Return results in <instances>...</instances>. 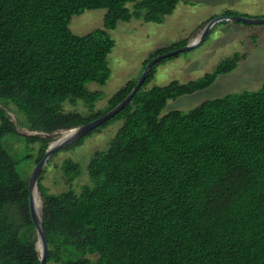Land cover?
Here are the masks:
<instances>
[{"label": "trees", "instance_id": "16d2710c", "mask_svg": "<svg viewBox=\"0 0 264 264\" xmlns=\"http://www.w3.org/2000/svg\"><path fill=\"white\" fill-rule=\"evenodd\" d=\"M178 4L0 0V264H40L28 182L2 141L39 143L35 165L53 141L21 135L6 109L15 107L22 127L47 135L103 116L132 91L150 60L188 44L152 55L107 108L96 110L104 93L87 85L104 86L111 77L108 57L116 43L109 32L131 20L160 24ZM96 9L106 10L103 28L74 34L73 16ZM244 60L235 54L194 81L149 87L156 64L131 103L85 137L121 123L91 158V185L51 194L42 174L48 264H264V83L162 115L170 100L208 89ZM78 102L86 115L64 110ZM62 170L69 184L81 175L72 160Z\"/></svg>", "mask_w": 264, "mask_h": 264}, {"label": "rangeland", "instance_id": "374dc122", "mask_svg": "<svg viewBox=\"0 0 264 264\" xmlns=\"http://www.w3.org/2000/svg\"><path fill=\"white\" fill-rule=\"evenodd\" d=\"M128 7L132 8L129 4ZM253 19H264V0H179L175 11L165 16L162 23H145L142 20L120 22L114 31H110L116 46L108 57L112 74L106 85L95 83L87 85L90 91H101L104 97L96 104V110L107 108L111 97L126 83L137 78L145 62L157 52L169 49L183 41H193L206 24L215 18L227 15ZM106 10L85 11L73 16L71 31L84 36L104 26ZM235 54L245 55L238 68L230 74L221 75L206 90L193 95L183 96L167 103L162 115L179 110L187 112L204 101L222 97L229 93H240L245 90L255 91L264 83V24L246 25L234 22H220L209 31L205 41L197 48L178 54L173 59L159 62L157 73L149 87L167 86L174 81L182 84L199 79L214 70L222 61ZM163 62V63H162ZM0 107H3L0 105ZM8 116L14 122L21 135H33L22 127L24 120L15 107L10 106ZM66 112L86 115L88 109L82 102L76 105L64 104ZM121 123H114L85 138L75 148L53 159L47 168L42 185L51 194H60L69 189L80 193L82 187L91 185L87 167L97 151L105 150L111 139L117 134ZM42 138L51 137L53 141L61 137L60 133L47 135L39 133ZM52 141V142H53ZM3 148L17 163V170L25 181H29L38 157L40 144L27 146L18 137L6 136L2 141ZM31 156L30 158H28ZM66 160H72L81 166V175L71 184L62 170Z\"/></svg>", "mask_w": 264, "mask_h": 264}, {"label": "water", "instance_id": "95a60500", "mask_svg": "<svg viewBox=\"0 0 264 264\" xmlns=\"http://www.w3.org/2000/svg\"><path fill=\"white\" fill-rule=\"evenodd\" d=\"M226 21L234 22V23H243L246 25L264 24V19H253V18L235 16V15H224L213 19L208 24H206L202 32L193 41L189 42L183 47L155 56L152 60H150L145 66L142 74L140 75L137 81L136 86L132 89V91L118 105H116L114 108L109 110L103 116L95 120H92L88 123H85L83 125L77 126L75 128L56 132V133H60L61 137L49 144L44 156L41 158V160L34 168L32 175L28 181L29 210H30L31 219L33 221L36 230V235H37L36 250L39 254L40 264H48L47 260L49 255V244L43 224V217H42L43 198L40 193L39 184L42 174L44 176L51 161L57 158L58 156L68 152L69 150L75 148L78 145V144L75 145L76 142L85 138L91 132L101 127L106 122L110 121L112 118L117 116L127 105H129L132 99L134 98V96L137 94V92L142 88L153 66H155L156 64H158L163 60L177 56L178 54L184 52L191 51L199 47L205 41L207 35L209 34L210 29L215 24ZM64 132H70V135L67 138L63 139L62 136ZM32 134L40 135L38 134V132H32ZM34 194L41 208V212H39V210H37V207L35 206Z\"/></svg>", "mask_w": 264, "mask_h": 264}, {"label": "bare ground", "instance_id": "6f19581e", "mask_svg": "<svg viewBox=\"0 0 264 264\" xmlns=\"http://www.w3.org/2000/svg\"><path fill=\"white\" fill-rule=\"evenodd\" d=\"M69 135H70V132H64L62 138H63V139H64V138H67ZM34 200H35V206L37 207V210H39V212H41V208H40V206H39V203H38V201H37V199H36L35 194H34Z\"/></svg>", "mask_w": 264, "mask_h": 264}]
</instances>
